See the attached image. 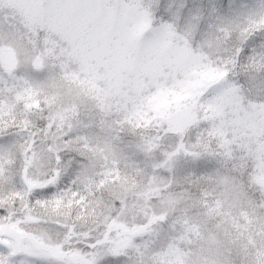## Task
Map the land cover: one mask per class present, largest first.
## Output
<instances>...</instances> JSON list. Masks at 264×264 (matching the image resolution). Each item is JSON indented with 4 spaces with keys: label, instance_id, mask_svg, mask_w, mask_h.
Returning a JSON list of instances; mask_svg holds the SVG:
<instances>
[{
    "label": "snow or ice",
    "instance_id": "1",
    "mask_svg": "<svg viewBox=\"0 0 264 264\" xmlns=\"http://www.w3.org/2000/svg\"><path fill=\"white\" fill-rule=\"evenodd\" d=\"M0 264H264V0H0Z\"/></svg>",
    "mask_w": 264,
    "mask_h": 264
}]
</instances>
